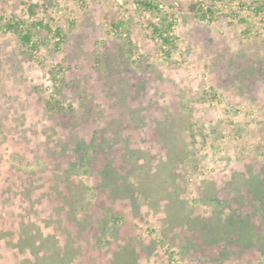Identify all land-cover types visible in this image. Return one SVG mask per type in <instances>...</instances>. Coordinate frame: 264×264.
I'll return each instance as SVG.
<instances>
[{
	"label": "rangeland",
	"instance_id": "1",
	"mask_svg": "<svg viewBox=\"0 0 264 264\" xmlns=\"http://www.w3.org/2000/svg\"><path fill=\"white\" fill-rule=\"evenodd\" d=\"M189 1L53 0L32 58L0 29V264H264V0Z\"/></svg>",
	"mask_w": 264,
	"mask_h": 264
},
{
	"label": "trees",
	"instance_id": "2",
	"mask_svg": "<svg viewBox=\"0 0 264 264\" xmlns=\"http://www.w3.org/2000/svg\"><path fill=\"white\" fill-rule=\"evenodd\" d=\"M147 11H151L154 8V5L150 2L141 1L140 2ZM53 0H43L40 3H27L26 12L28 15L32 16L35 14V10H37L39 7H42L43 12L46 14L45 17H32L31 19H24L16 14H11L7 17H0V29L3 32H9L12 35H14L21 48V53L26 58H32L33 51H37L41 45L45 44V40H50L53 44V48L56 49L59 47V44L62 43L63 38L66 36V33L64 29L59 26L55 25L52 27V21L53 19L48 15V8L54 6ZM188 8L190 11H192L196 16H198L200 19H206V18H212L213 11L210 8H203L199 4L194 3L193 0H190L188 3ZM261 5H257L256 9H261ZM166 19H160L156 22V24H152L151 27L153 29V32L157 35V38H160L165 43H170L168 40V29L170 28L171 24L168 22L167 24H164V21ZM113 26L115 28L117 27H124V30H127L126 23L120 21H116ZM42 31H44V34H41ZM129 33V31H127ZM127 44H131V41L128 38L125 39ZM86 147L81 146L78 147V151L80 153V157L78 162L72 163V166L75 168L78 167H85L88 168L90 164L91 157L89 156ZM110 169V166L105 168V172H107ZM41 239V238H40ZM22 241L20 242V244ZM9 246L13 247L17 246L16 243L8 242ZM48 246V247H47ZM45 254L42 256V261L47 262L48 260H51L54 256L53 253L55 250L52 251V247L50 248L49 245L43 246ZM50 254V256L46 257ZM166 264H172L170 261H168Z\"/></svg>",
	"mask_w": 264,
	"mask_h": 264
},
{
	"label": "built area",
	"instance_id": "3",
	"mask_svg": "<svg viewBox=\"0 0 264 264\" xmlns=\"http://www.w3.org/2000/svg\"><path fill=\"white\" fill-rule=\"evenodd\" d=\"M162 6H163L162 4H159V5H158V8H162Z\"/></svg>",
	"mask_w": 264,
	"mask_h": 264
}]
</instances>
